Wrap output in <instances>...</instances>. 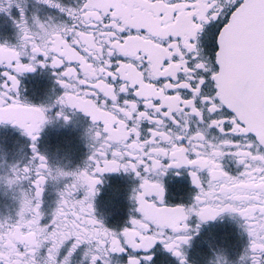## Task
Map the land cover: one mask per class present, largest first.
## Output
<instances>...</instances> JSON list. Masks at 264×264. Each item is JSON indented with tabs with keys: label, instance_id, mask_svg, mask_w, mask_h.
Masks as SVG:
<instances>
[{
	"label": "snow or ice",
	"instance_id": "6c2138e0",
	"mask_svg": "<svg viewBox=\"0 0 264 264\" xmlns=\"http://www.w3.org/2000/svg\"><path fill=\"white\" fill-rule=\"evenodd\" d=\"M43 3L66 19L29 17L25 0H0V12L19 10L16 42L0 43V123L32 140L31 157L9 180L27 188L15 218L0 220V264H109L103 257L116 253L152 264L157 244L187 264L183 248L200 222L225 212L240 218L253 264H264L256 259L264 253V0ZM208 25L211 55L201 42ZM37 65H51L63 89L56 116L67 121L71 106L92 122L84 164L56 169L63 187L51 212L42 194L52 168L37 141L52 105L22 98L19 79ZM181 168L194 193L189 204H170L163 178ZM119 170L139 182L134 214L114 230L93 199L100 176Z\"/></svg>",
	"mask_w": 264,
	"mask_h": 264
},
{
	"label": "flooded vegetation",
	"instance_id": "af4514ba",
	"mask_svg": "<svg viewBox=\"0 0 264 264\" xmlns=\"http://www.w3.org/2000/svg\"><path fill=\"white\" fill-rule=\"evenodd\" d=\"M75 0H64L66 4H74ZM26 14L37 15L41 19L52 16L66 19L55 7L43 3V0H25ZM11 15L0 12V43L8 41L15 43L17 28L13 18L19 16L15 4L10 7ZM215 25H208L201 35L205 51L211 55L214 52L212 34ZM22 98L33 104L51 103L56 96L63 93L58 85L51 65H37L34 71H26L19 76ZM61 106L56 104L48 112L53 119L45 122L38 137V149L49 158L51 165L64 169H74L82 166L89 155L86 129L91 125L90 116L79 109L64 106V112L69 117H57L56 112ZM32 140L23 130L11 123H0V172L6 171L7 164L19 161L23 165L32 155ZM224 164L230 171H235L236 162L228 157ZM180 172L177 176L176 173ZM134 174L123 170L106 172L100 176L96 185L93 204L97 217L114 230L122 228L134 214L135 205L131 200L132 188L138 184ZM166 201L170 204H189L194 186L186 169H170L164 176ZM27 188V182L22 185ZM63 187L61 180H48L42 194V208L51 212L56 207L58 190ZM82 194V192L80 193ZM17 189H0V215L8 214L15 218ZM198 218L193 215L189 221L193 226ZM248 244V235L240 227V218L225 212L214 220L200 222L199 230L192 236L188 245L184 246L187 253V264H211V259L217 251H222L229 261H237ZM152 264H178V260L169 251L157 244L152 250ZM79 256L76 260H79ZM113 264H126L127 254H112ZM75 264V261H74Z\"/></svg>",
	"mask_w": 264,
	"mask_h": 264
},
{
	"label": "clouds",
	"instance_id": "9594fccd",
	"mask_svg": "<svg viewBox=\"0 0 264 264\" xmlns=\"http://www.w3.org/2000/svg\"><path fill=\"white\" fill-rule=\"evenodd\" d=\"M58 99H59V97L56 96L55 99L51 101V103H41L40 105H44L45 107H47L49 104H51L52 107H48L47 108V111L49 112L51 110V108H53L56 104H58ZM52 119L53 118L49 115V118H48V120L46 122H51ZM89 128H90V125L86 129V134H87V137H88V143H87L88 148H89V140L91 139V136L93 135V134H90ZM22 166L23 165H21L19 161L12 162V163L7 164L6 171L0 172V189L11 190V189L15 188L18 191V195L13 197L16 200V204H17V207L15 209V214L19 211L20 200H21V197L24 194L22 185H23V183L25 181L20 180V181H15V182L9 183V180H11L16 175V173L13 172V168L14 167L18 168V167H22ZM49 166L52 168V175L48 177V180H50V179L51 180L63 179V177L55 178L56 177V169L60 168V167H55L54 168L51 165L50 162H49ZM79 167L80 166H77L76 168H79ZM76 168H74V169L60 168V169H62L65 172H71V171H74ZM11 218L12 217L10 215H8V214L0 215V220H3V221H10ZM240 227H241V220H240ZM189 242L186 245H188ZM183 251H184V254H185V258L187 260V253H186L184 248H183ZM116 254H118V253H116ZM242 256L244 257L243 261H241V257ZM262 257H264V253H259L258 252L256 254L257 261L261 260ZM103 259H107V260H109V264H113L112 255L105 254ZM211 264H253L252 253L250 251L248 253H245V248H244L240 258L237 261L233 262V261L227 260L226 255L222 251H217L214 254V257L211 259Z\"/></svg>",
	"mask_w": 264,
	"mask_h": 264
}]
</instances>
